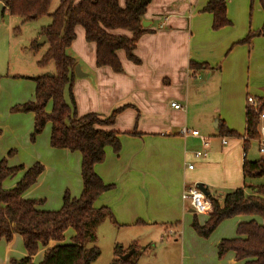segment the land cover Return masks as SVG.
Returning <instances> with one entry per match:
<instances>
[{
	"label": "crops",
	"instance_id": "crops-1",
	"mask_svg": "<svg viewBox=\"0 0 264 264\" xmlns=\"http://www.w3.org/2000/svg\"><path fill=\"white\" fill-rule=\"evenodd\" d=\"M117 1L123 8L124 4ZM208 1L151 0L142 20L148 22V26L144 28L147 31L139 37L133 50L138 63L129 61L124 51H117L116 56L122 66L120 73H114L108 67H96L95 46L85 41L84 31L80 27L76 28L75 39L67 50L71 51L70 57L83 74L80 78L74 75L71 87L77 116L93 113L107 117L113 110L124 107L109 128L119 134V153L114 154L110 147H106L104 162L94 166V172L103 183L113 186L110 191L98 197L94 208H108L115 219L116 227H150L155 222L174 215L181 217L182 224L188 223L191 226L193 219L186 218L187 202L181 199L183 192L197 183H202L207 186L209 194L226 195L242 185L238 178L242 175L241 167L246 160V154L242 152L243 140L220 136V120L214 117L215 112L208 113V108L203 115H199L201 107L197 108L193 116L187 110L195 108L197 102L204 101L210 93V87H213L212 90L216 87L220 91V98L237 100L236 104H226L224 122L231 119V112L239 109L240 93L235 90L233 77L228 80L226 78L227 82L223 78V69H216L218 64L225 65L229 59L227 55L232 44L229 35L231 24L213 31L212 16L201 12ZM232 1L227 0L226 16L230 15ZM234 1L243 3L244 0ZM5 13L8 12L4 7L1 19ZM247 30H250V26ZM126 34L128 33L124 35ZM126 36L130 37V34ZM190 63L206 64L208 68L192 69ZM216 70L220 73L217 79ZM223 88H226L224 94ZM9 98H13L7 106L9 108L23 102L16 100V96ZM259 98H264V92ZM172 102L181 105L183 109L174 110L170 106ZM50 109L49 103L47 111ZM198 117L204 122H214L213 130L205 136L209 146L206 157L202 159L194 157L195 151L201 149L199 139L180 135L182 128L197 130L194 128L195 123L203 124ZM8 124L16 127V137H12V141L4 147L5 150L10 148L7 153L12 148L28 150L29 153L32 151L30 163L26 167L24 164L21 166L27 169L39 163L44 168L36 183L23 194V198L42 201L38 210L47 212L60 209L58 203L61 201L62 205L66 191L72 199L78 198L82 191L80 154L51 149L50 124L45 126L44 132L38 137V144L29 146L27 137L33 129V114L11 116ZM226 129L229 130L227 127ZM237 134L242 137L244 132ZM222 139H226V145H222ZM18 164L8 165L20 166ZM186 164H190L191 169H187ZM21 177L22 173L17 176V182ZM10 179L3 182L4 189H11L17 183L7 185ZM49 203H54V206L56 203V206L51 208ZM187 209L189 214H194L189 204ZM197 216L201 219L198 220ZM207 217L194 214L193 218L201 225ZM249 219L251 218L236 217L229 220L234 221L237 227L239 223ZM253 219L262 225L259 218ZM189 235L191 249L202 254L204 260L208 259L209 264H219L218 243L222 239H232L222 235L201 238L203 241H200L191 230ZM17 238L19 236L15 234L11 241ZM120 246L126 249L135 245L129 243ZM182 246L184 247V240ZM21 255L20 259L26 256V252H20L16 260ZM13 256L11 243L0 241V264H9L14 259ZM37 257L42 259V249L34 261ZM224 257L228 264H235L233 253L228 252Z\"/></svg>",
	"mask_w": 264,
	"mask_h": 264
},
{
	"label": "trees",
	"instance_id": "trees-1",
	"mask_svg": "<svg viewBox=\"0 0 264 264\" xmlns=\"http://www.w3.org/2000/svg\"><path fill=\"white\" fill-rule=\"evenodd\" d=\"M150 1L125 0L121 8L117 0H58V6L50 13L53 0H0L8 14L20 18L22 22L44 16L50 18L49 25L41 27L38 32V37L45 36L47 50L36 64L45 68L52 62L54 72L26 78L34 82V98L13 107L12 111L33 114L31 142L50 124V148L80 154L82 181L78 198L72 199L66 191L59 210L41 211L38 207L42 201L26 200L23 194L36 183L43 166L35 163L26 169L21 165L9 166L6 158L0 160V241L9 243L17 234L26 252L24 258L12 259L9 264H91L100 255L99 249L93 246L96 227L105 220L117 226L108 208H94L98 197L113 188L96 175L94 166L104 162L106 147H110L114 154L119 153V134L109 128L124 107L113 110L107 117L93 113L78 117L71 92L75 61L67 50L75 39L76 28L80 27L85 41L95 46L97 68L108 67L114 73H120L122 66L116 56L119 50L124 51L129 61L138 63L133 50L139 37L147 31L141 23ZM226 4L227 0H209L201 9V12L212 16L213 31L231 24L226 16ZM259 4L264 12V0H259ZM257 34L264 35V22ZM249 38L250 35L237 44H248ZM38 39L30 42V52L37 53L42 47L37 45ZM190 67L196 70L208 68L206 64L196 63H190ZM49 103L51 109L48 112ZM263 111L264 98L257 99L255 106L246 105L243 136L227 130L223 124L220 136L241 138L245 154L248 142L260 139L258 115ZM12 155L13 150H10L7 157ZM241 170L243 186L226 195L209 194L212 213L201 225L193 218L191 228L198 237L207 239L223 221L249 217L251 219L237 225L234 238L222 239L218 243L217 258L221 260L231 252L237 262L264 264V227L253 219H264V185L252 184V181L264 176V156L254 162L244 160ZM19 173L22 177L14 187L4 189L3 182ZM69 231L72 235L67 238ZM41 249L43 257L36 263L34 258ZM132 249L134 256L135 246L123 249L116 245L110 264H135L132 256L126 261L120 259Z\"/></svg>",
	"mask_w": 264,
	"mask_h": 264
},
{
	"label": "rangeland",
	"instance_id": "rangeland-1",
	"mask_svg": "<svg viewBox=\"0 0 264 264\" xmlns=\"http://www.w3.org/2000/svg\"><path fill=\"white\" fill-rule=\"evenodd\" d=\"M76 1L78 2L80 0ZM119 2H121L122 5L124 4L123 0H119ZM231 4L230 15L227 14L231 22L229 35L232 41L227 55L229 59L225 65L222 63L218 64L216 69H223V78H225V80L226 78L228 80L230 77H233L235 90L240 93L239 109L238 111L234 110L231 112V119L228 122H224L226 104L229 102L236 104L237 100L236 98H234V100L220 98V91H217L216 87L213 90V87H210L208 97L205 98L204 101L197 102L195 108L191 107V109L188 108L187 110H189L193 116L197 108L199 109L201 107L202 109L199 110V115L206 114V108H208L210 110L208 113L214 114L215 112L214 117H216V119L218 118L220 124H223L225 128L227 127L229 130L232 129L236 133L243 134V108L247 105L246 98L249 96L257 100L261 97L262 92H264V35H256L262 30L264 13L260 7L259 0H244L243 3L242 1L233 0ZM57 6L58 0H53L50 13H52ZM49 23L50 18L47 16L22 22L20 18L10 16L8 13H5L0 21V160L6 158L9 165L12 163H19L20 165L24 164V167H26L31 161L32 151L29 153L28 150L25 151L21 148L16 150L12 148L13 153L15 152L14 155L7 157V151L10 148H6L5 150L4 147L12 141V137H16V127L8 124L9 118L21 114L22 116H30L31 114L12 111L13 107L32 101L33 99L35 85L33 81L26 78L36 77L47 71H50V73L54 71L52 62L45 68H40L36 64L46 52V44L42 45L37 53L29 51L30 42L39 38L38 32L40 28L49 25ZM249 26L250 30H247ZM14 28H17L18 31H12ZM243 34L244 36H242ZM248 35H250L248 44H237ZM241 36L242 38H240ZM67 54L71 56V51H67ZM218 77H220V73L217 71L215 79ZM225 89L226 88H223V94ZM10 96H16V100H22L23 102L16 103L9 108L7 106L10 101L13 100V98H9ZM65 99L69 103V98H67V96ZM198 118L201 120L200 117ZM193 122H195L194 117ZM201 123L203 124L195 123L194 128L198 130L201 136L205 137L213 130L214 122L210 123L201 120ZM31 133L32 131L27 137V143L29 146H35L38 144V137L42 135V133L32 142L30 141ZM214 142L218 145L216 141ZM241 144L243 152V143L241 142ZM259 146V141L251 140L248 142L245 153L246 161L254 162L264 156V154L259 152ZM18 175L8 180L7 185H13V183L17 182ZM239 179L243 185L242 175H240L238 180ZM235 180L237 181L236 176ZM252 184L264 185V176L252 181ZM247 191L250 192L249 190ZM49 204L51 208L56 206V203L55 206L54 203ZM59 204L61 207V201L58 205ZM186 207L188 208V202L186 203ZM187 208L185 214L186 218L187 220H192L194 214H189V209ZM196 218L198 220L201 219L199 216ZM258 220L264 227V219L259 218ZM218 227L210 235V238L220 237L222 235H224L222 237L231 238L235 236L236 226L234 221H223ZM190 230L195 234L191 226L188 223L182 224L181 217H177L176 215L169 219L162 220L161 222H155L150 227H116L112 225L109 220H105L95 229L96 241L93 246L99 249L100 255L96 261L91 264H110L113 259V248L116 245L126 246L129 243H133L136 247V254L131 257V260L135 264H209L208 259L204 260L202 254L191 249V240H189ZM170 231L174 233L169 234L168 232ZM70 235L71 232L69 231V233H67V238ZM195 236L197 237L196 234ZM183 240L184 247L182 246ZM200 241H203V239ZM10 243L15 260L18 259L17 256H19L20 252H24L25 254L20 237ZM21 257L22 255L19 259ZM39 259L40 258L37 257L35 261H41ZM218 263L228 264L225 257L218 260ZM235 264L243 263L235 261Z\"/></svg>",
	"mask_w": 264,
	"mask_h": 264
},
{
	"label": "built area",
	"instance_id": "built-area-1",
	"mask_svg": "<svg viewBox=\"0 0 264 264\" xmlns=\"http://www.w3.org/2000/svg\"><path fill=\"white\" fill-rule=\"evenodd\" d=\"M256 101L252 97H247L246 98V104L247 106H255ZM171 108L174 110H182V106L176 103H170ZM259 120H260V126H259V134H260V139H259V152L261 154H264V113H260L258 115ZM180 135L182 137H187L188 135L194 138H198L201 144V149L195 151L194 157L197 159H202L205 158L207 155V149L209 146V143L207 139L203 136L200 135V133L197 130H188L186 128H182L180 131ZM222 145H226V139L221 140ZM187 169H191L190 164H186ZM181 199L183 201L188 202L189 207L192 209L194 214L196 215H209L212 213V205L211 202L209 201L208 197L205 196L201 191H199L196 186L193 188L185 191L181 195ZM169 234H172L174 232L170 231L168 232Z\"/></svg>",
	"mask_w": 264,
	"mask_h": 264
},
{
	"label": "water",
	"instance_id": "water-1",
	"mask_svg": "<svg viewBox=\"0 0 264 264\" xmlns=\"http://www.w3.org/2000/svg\"><path fill=\"white\" fill-rule=\"evenodd\" d=\"M3 10H4V5L2 3H0V21H1V15H2ZM141 25H142L143 28H146L148 26V22L142 21ZM45 43H46L45 36L39 37V39L37 41V45L38 46H42ZM74 74L78 78H80V77L83 76V74L80 72V69H79V66L78 65H76L74 67ZM49 75H51V74L49 73ZM196 188L199 191H201L205 196H207V197L209 196V192L207 191V186L206 185H204L202 183H197L196 184ZM133 253H134V250L132 249L129 252H127L126 254H124L123 256H121L120 259L122 261H126L127 259H129L132 256Z\"/></svg>",
	"mask_w": 264,
	"mask_h": 264
}]
</instances>
